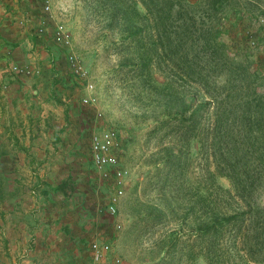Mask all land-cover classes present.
<instances>
[{"label":"rangeland","instance_id":"rangeland-1","mask_svg":"<svg viewBox=\"0 0 264 264\" xmlns=\"http://www.w3.org/2000/svg\"><path fill=\"white\" fill-rule=\"evenodd\" d=\"M51 4V14H45L42 0H0V45L11 52L1 58L0 67L4 73L10 65L39 69L37 79L49 81L47 89L55 88L44 92L57 106V132L47 138V145L57 144L53 196L57 227L65 230L68 240L59 244L57 237V264H90V245L97 240L110 245L103 264H111L112 257L122 264H264V231L256 224L257 219L264 222V212L246 215L244 224L214 240L201 239L198 233L214 215L247 211L238 205L224 163L239 162L236 171L241 175L248 167L252 179L260 183L252 195L264 207V169L253 173L260 151L248 156L245 165L242 151H227L234 140L227 138L220 143L219 148H227H221L220 158L212 146L219 136L213 128L225 114L205 96V91L213 95L214 89L226 85L218 60L223 44L230 59L255 75L252 86L264 106V25L259 22L264 0H152L151 6L172 4L173 13L183 9L185 24L175 25L181 26L178 30L189 27V38L175 56L177 40L170 46L157 43L156 21L143 0H51ZM21 20L27 23L20 25ZM43 22L46 31L38 35ZM58 24L71 36L70 50L53 40ZM133 27L146 32L130 47L126 29ZM69 52L89 73L95 107L81 104L87 93L68 66ZM180 54H188L190 61L180 62ZM193 117L198 127L181 129L180 120L188 125ZM228 122L235 124L234 130L241 126L234 117ZM262 124V135L256 125L251 127L259 133L250 151L264 147ZM104 129L116 132L120 165L130 171L116 217L106 212L112 182L100 178L90 156L92 131Z\"/></svg>","mask_w":264,"mask_h":264},{"label":"crops","instance_id":"crops-1","mask_svg":"<svg viewBox=\"0 0 264 264\" xmlns=\"http://www.w3.org/2000/svg\"><path fill=\"white\" fill-rule=\"evenodd\" d=\"M10 54L1 44L0 60ZM0 77V264H57V237L68 240L53 196L57 144L47 145L57 132V106L44 92L55 88L1 67Z\"/></svg>","mask_w":264,"mask_h":264},{"label":"trees","instance_id":"trees-1","mask_svg":"<svg viewBox=\"0 0 264 264\" xmlns=\"http://www.w3.org/2000/svg\"><path fill=\"white\" fill-rule=\"evenodd\" d=\"M43 1L44 0H42V3ZM143 4L145 6V10L150 13L152 15V18H154L156 21V23L154 24V28L157 29L158 33L156 35L157 43L161 46L167 43L170 46L174 45V40H177L178 43L173 46L175 48V51L174 49H170V51H174V56L176 54L178 55V53H180V50H183L187 38H189V27L178 30L181 26L175 25L176 22H183V24H185V21L183 19V9H178V11L173 13L172 4H170V6L167 8L156 7V4L151 6L152 0H150L149 2L143 0ZM126 18L127 16L124 15L125 20ZM189 20L192 21L193 19L189 18ZM147 21H149V18L147 19ZM167 27H170L169 31ZM170 29H173V31H170ZM126 31V42L131 45L130 47H132L134 45L136 46L138 42L143 39V34L146 32V29L144 27H133V29L127 28ZM193 41L194 40H191V43H193ZM205 46H208V44H206ZM221 48L222 50L220 55L218 56V60L220 62L221 68L220 74H225L226 85L214 89L213 95H210L208 91H205V96H209V98L211 99V106H213V108H215L218 112H222L225 114V120H219L217 121V124L214 125L213 130L219 136L213 139L212 146H215L217 148L219 157L222 158L224 154L222 153L221 148H226V146L219 148L221 146L220 143H223L224 139L227 138L234 139L231 144V147L233 146V148L226 149L228 152H233L235 154H237L236 149L242 151L240 159L246 158L245 165H247L248 163V156L258 154V151H260L257 157L260 164L253 171L254 175H259L262 172L260 170L264 169V147L261 144L257 147V151L256 149H252V151L249 150L250 148L254 147V143L252 142L257 141V134L259 132L260 135L263 134V132L260 131V126H262V123L264 122V106L262 105V100L256 96L252 86L254 84L252 78L255 77V75L253 73H247L243 66L235 63L232 59H230L225 53V46L223 44L221 45ZM194 57H196V55ZM179 61L185 63L190 61L189 55L180 54ZM242 77L243 82L240 79ZM240 82L242 83L239 84ZM195 117L200 118L199 114L197 113ZM195 117H193V120H190L188 125L184 124L185 121H183L182 118L180 120L181 129H196L199 125V121L194 119ZM231 117H234L235 120L241 125L236 130H234L235 124H229L228 122ZM252 118L255 119L254 122L251 121ZM253 125H256L258 127L259 132L251 128L253 127ZM242 131L243 134H241ZM239 134H241V140H236L235 137ZM250 143H252V146H247V144L249 145ZM224 164H228V166H225L223 168H225L226 171L229 172L226 176L232 180V184L239 201L238 205H240V208L242 207L247 211L239 213L237 212L232 215L223 217H217L216 215H214V217L206 221L201 228H198L199 236L204 240H214V238L218 237V235H220L221 233L226 232L240 224H244V222L246 221L244 219L246 215H249L248 217H250V215L259 216V214H262V212H264V207L261 205V203H259V201L255 200V197H253L252 195L254 194V192H256L257 187L260 186V183L258 184L252 179L250 173L248 172V167H246V171L243 170L241 175L236 171V169L240 166L239 162H235L233 164ZM259 221L260 219L256 220L257 227H260L259 230L263 228L261 229V231H264V222H262L261 224L259 223Z\"/></svg>","mask_w":264,"mask_h":264},{"label":"built area","instance_id":"built-area-1","mask_svg":"<svg viewBox=\"0 0 264 264\" xmlns=\"http://www.w3.org/2000/svg\"><path fill=\"white\" fill-rule=\"evenodd\" d=\"M42 11L45 14H51V0H44L42 3ZM259 22L264 25V18L260 17ZM27 20H21L20 25H25ZM44 22L37 27V34L45 33ZM53 40L56 44L71 49V36L67 29L62 24L56 25L53 31ZM67 62L71 72L84 83V88L87 93L82 99L81 104L85 107H95L97 98L94 96V85L89 79L88 71L83 67L80 60L72 52L67 54ZM5 73L10 75H25L27 77H38L40 70L31 67H20L10 65ZM101 131V132H98ZM118 138L113 130H93L90 135V156L91 161L97 170L100 178L112 182L113 192L109 197L106 206V212L111 217L117 215V204L119 199L125 193V188L130 180V171L127 168L121 167L117 154ZM119 228V226H118ZM111 252L110 245L104 241H94L90 245V264H103V253ZM111 264H122L118 257H112Z\"/></svg>","mask_w":264,"mask_h":264}]
</instances>
